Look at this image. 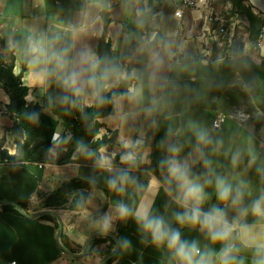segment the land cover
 Instances as JSON below:
<instances>
[{
  "label": "crops",
  "instance_id": "1",
  "mask_svg": "<svg viewBox=\"0 0 264 264\" xmlns=\"http://www.w3.org/2000/svg\"><path fill=\"white\" fill-rule=\"evenodd\" d=\"M106 1L110 5V22L105 38L110 43L112 58L116 59L129 50L135 39L132 31L135 13L126 10L134 0ZM181 2L140 0L141 6L154 14L148 20L150 29L143 30L146 33L142 32L141 43L125 60L124 68L138 70L147 85L153 70L151 57L159 53L163 58L159 75L166 78L167 87L156 89L154 94L146 87L142 104H129L124 100L122 107L117 103L112 114L100 117L98 121L102 126L90 142L95 143L112 132L116 137L114 142L96 149L85 145L93 155H85L76 148L69 160L56 161L66 157L67 147L60 146L59 141L62 138L66 141L71 135L66 125L70 124L73 108L60 103L58 98L64 93L59 87L40 84L25 65L21 76L22 84L28 87L25 100L41 104L59 120L55 131L59 140L52 142L47 155L49 160L22 159L25 136L19 128L14 129L16 121L6 108L9 96L0 87V200L15 203L22 210L21 213L15 205L0 202V264H102L103 260V264H172L167 250L155 248L133 219H119L117 207L121 202L133 211L141 204H148L153 214L163 216L173 227L179 228L182 239L196 240L202 248L208 245L219 250L220 245H211L198 230L180 228L175 223L173 213L182 209L173 202L174 192L166 194L163 187L166 171L160 170L159 162L166 150L160 147V142L167 139L169 126L175 130L193 121L208 128L214 138L222 139L224 149L243 152L251 146L264 160V39L261 46H255L264 0H214L215 15L211 21L205 19L204 9L183 8L181 16H176L174 12L181 7ZM81 25L84 29L75 37L73 55L85 47L95 51L103 32L100 10L91 6L90 0H0V39L8 46L9 40L22 41L29 30L51 34ZM219 25L225 27L222 39L212 32ZM157 32L160 41L150 48L146 61L137 67L138 54L148 37L153 39ZM71 42V38L65 40V43ZM0 52H4L1 43ZM12 52L13 72L18 74L24 61L18 52ZM124 91L125 85L120 93ZM161 95L168 107L147 116L152 99ZM219 114L224 115V121L220 128H214L212 122ZM126 140L141 141L136 151L143 160L138 158L133 167L120 159L128 150L123 147ZM176 140L185 145L181 158L188 157L195 143L191 134L173 136L172 141ZM188 140L192 143L188 144ZM9 151L15 155H9ZM208 155L218 173L232 174L229 159L224 155L210 152ZM14 156L16 160L10 158ZM101 156L114 165L111 171L97 165ZM198 164L193 165V170ZM246 164L245 156L236 172H242ZM125 171L143 187L129 184L123 194L109 189L108 181ZM203 171L202 167L197 173ZM243 174L256 189L254 195L258 194L261 182L255 168ZM153 178L161 182L158 192L148 187ZM83 181L93 185L86 186ZM64 183L65 205L44 207L45 198ZM206 191L212 196L210 203H216L212 188ZM81 194L86 195L83 206L74 205ZM204 207L207 210L209 205ZM45 209L54 211L59 220L52 214L33 216ZM228 214L230 219L234 216L233 212ZM105 217L112 220L108 232L102 231ZM248 219L251 222L252 218ZM125 237L131 241V247L121 250L118 241ZM145 239L147 243L143 242ZM242 254L247 256L246 264H250V253Z\"/></svg>",
  "mask_w": 264,
  "mask_h": 264
},
{
  "label": "clouds",
  "instance_id": "2",
  "mask_svg": "<svg viewBox=\"0 0 264 264\" xmlns=\"http://www.w3.org/2000/svg\"><path fill=\"white\" fill-rule=\"evenodd\" d=\"M91 6L104 11L106 0H90ZM126 10L135 13V23L138 30L145 25L150 9L141 6L140 0H134ZM84 26L77 28L69 26L51 34L29 30L22 41L9 40L10 49L19 53L32 77L40 84L51 87L55 84L64 95L58 99L61 104L70 108L82 110L84 106L91 107L94 103L98 107L112 104L113 107L127 100L129 104H142L145 100V88L149 93L156 89L167 87L166 78L159 75L163 66V58L156 53L151 57L152 72L145 85L142 75L136 69L128 70L118 61L100 57L91 48H82L73 55L75 37L83 31ZM71 38V43H65ZM147 43H152L149 36ZM150 50V49H149ZM16 75L15 72H13ZM135 81V83H133ZM126 86L122 93L113 92L120 85ZM52 101L50 100L49 103ZM168 107L164 96L155 97L151 106L146 110V115L151 117ZM29 121L35 123L39 120V113L27 114ZM153 126L155 121L153 120ZM191 134L195 143L188 157L181 158L184 144L179 140L172 141V137ZM166 140L160 142V147L165 148L167 155L159 162V167L166 171L163 187L166 194L173 193V202L182 211L173 213V219L180 228L188 227L204 234L211 245H220L219 250L205 245L203 248L198 241L182 239L179 228H175L161 215L152 213L151 206L141 204L135 211L127 204L121 202L117 207L120 220L133 219L146 238L157 248H164L169 254L172 264H246L250 253V264H264V160H261L254 147L240 149H224V141L214 138L210 130L196 122L189 121L186 126H178L175 130L169 126ZM59 140V134H53V141ZM172 141V142H168ZM141 141H125L123 147L128 149L120 159L130 167L136 166L139 157L136 151ZM188 144L192 140L187 141ZM77 150L85 155H93L82 143L78 142ZM224 155L229 159L231 175L218 173L213 160L208 155ZM9 155L15 152L9 151ZM247 164L242 172H236L244 163ZM199 162L204 171L193 172V165ZM97 165L102 169L111 171L110 161L101 156ZM255 168L260 178L261 187L258 194L250 180L244 178V172ZM129 184L138 185L128 172H121L118 176L108 181V187L114 192L123 194ZM149 189L155 188L158 192L161 182L153 178L149 182ZM212 188L216 203H210L212 196L206 191ZM209 207L205 210V205ZM229 212L234 216L230 219ZM251 217V222H249ZM111 217L102 221V231L111 229ZM143 242L147 243V239ZM121 250L131 247L129 239L121 238L118 241Z\"/></svg>",
  "mask_w": 264,
  "mask_h": 264
},
{
  "label": "trees",
  "instance_id": "3",
  "mask_svg": "<svg viewBox=\"0 0 264 264\" xmlns=\"http://www.w3.org/2000/svg\"><path fill=\"white\" fill-rule=\"evenodd\" d=\"M106 5L107 1H106ZM154 11L148 13L145 25L142 29L138 30L136 23L133 24L132 31L135 39L131 41L129 50L121 55L119 58H112V51L110 48V43L106 40V30L107 25L110 22L108 8L106 6L104 11H100V16L103 20V32L98 39L97 46L95 48V53L100 57H108L118 61L123 67L124 62L129 58L135 51L136 47L141 43V35L143 30H149L148 20L153 16ZM160 41V34L157 32L156 36L152 39V43H145L142 51L138 54V61L136 63L137 67H140L147 59L149 49ZM0 43L4 52H0V87L8 94L9 103L6 108L7 111L12 115L16 121L14 129L19 128L24 133V140L22 147L24 153L22 159L25 160H49L47 157L49 148L53 142V134L55 133L59 120L54 117L49 112L43 109V106L38 103L26 102L25 96L28 92V87L23 85L21 82V76L25 70V63L23 62L21 71L14 75L13 66L15 57L11 49H9L8 43L3 39H0ZM123 59V61H121ZM123 84L117 88L113 89V92L120 93L122 91ZM36 112L39 113L38 122H31L27 118V114ZM113 113V105L108 104L103 107H98L94 103L91 107L84 106L82 110L73 108L70 117V124L66 127L69 129L71 135L66 140L63 138L59 141V145H65L67 147L66 157L63 159H56L60 162L62 160H69L71 153L77 148L78 142H82L84 145H90L93 148L104 145L109 142L115 141V132H112L108 137L106 134L102 136L101 139L97 140L95 143H91L90 139L98 132L102 123L98 121L100 117L109 115ZM31 144V147L29 145ZM167 155L165 152L164 157ZM163 157V158H164ZM16 160L17 156L10 157ZM202 169V165L199 163L193 170L197 173ZM160 170H162L160 168ZM86 186H92L93 184L88 181L81 182ZM65 183L61 187L55 189L50 195H48L44 200V207H50L52 205H65L66 200L63 197V189ZM86 199L85 194H81L76 197L74 205L83 206ZM5 207H12L11 205L3 204Z\"/></svg>",
  "mask_w": 264,
  "mask_h": 264
},
{
  "label": "built area",
  "instance_id": "4",
  "mask_svg": "<svg viewBox=\"0 0 264 264\" xmlns=\"http://www.w3.org/2000/svg\"><path fill=\"white\" fill-rule=\"evenodd\" d=\"M213 4H214V0H182L181 7L178 8L174 13L176 16H181L183 12V8H190L192 10L204 9L207 12L205 19L207 21H211L215 15V12H213ZM260 16H261V23H260V29L255 46H261V42L264 39V3ZM212 32L216 37L222 39L224 37L225 27L223 25H219L218 27L213 28ZM145 33L146 31H143V34ZM223 121H224V115L219 114L213 120L212 125L214 128H220ZM113 166L114 165L111 164V168H113ZM12 264H14V262H12Z\"/></svg>",
  "mask_w": 264,
  "mask_h": 264
},
{
  "label": "water",
  "instance_id": "5",
  "mask_svg": "<svg viewBox=\"0 0 264 264\" xmlns=\"http://www.w3.org/2000/svg\"><path fill=\"white\" fill-rule=\"evenodd\" d=\"M0 202L1 203H10V204H13V205L16 206L17 210L22 213L21 208L18 205H16L15 203H12V202H9V201H6V200H0ZM41 214H52V215H54L59 220L58 215L54 211L48 210V209L41 210V211L37 212L36 214H34L33 216L41 215ZM60 233H61V223L59 222L58 234H60ZM65 251L68 252L69 254H72L67 249H65ZM103 262H104V260H103ZM103 262H102V264H103Z\"/></svg>",
  "mask_w": 264,
  "mask_h": 264
}]
</instances>
